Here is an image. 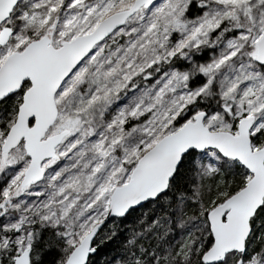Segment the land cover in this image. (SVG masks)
<instances>
[{"label": "snow or ice", "instance_id": "obj_1", "mask_svg": "<svg viewBox=\"0 0 264 264\" xmlns=\"http://www.w3.org/2000/svg\"><path fill=\"white\" fill-rule=\"evenodd\" d=\"M0 264H264V0H0Z\"/></svg>", "mask_w": 264, "mask_h": 264}]
</instances>
